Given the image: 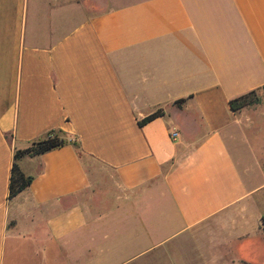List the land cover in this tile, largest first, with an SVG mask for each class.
Masks as SVG:
<instances>
[{
    "label": "crops",
    "instance_id": "1",
    "mask_svg": "<svg viewBox=\"0 0 264 264\" xmlns=\"http://www.w3.org/2000/svg\"><path fill=\"white\" fill-rule=\"evenodd\" d=\"M253 89L264 0H0V264L261 257L264 141L229 107ZM51 130L79 148L20 157L9 198L14 151Z\"/></svg>",
    "mask_w": 264,
    "mask_h": 264
},
{
    "label": "trees",
    "instance_id": "2",
    "mask_svg": "<svg viewBox=\"0 0 264 264\" xmlns=\"http://www.w3.org/2000/svg\"><path fill=\"white\" fill-rule=\"evenodd\" d=\"M257 90L253 89L238 96H235L229 100V107L233 111H237L242 107L250 105L252 102L257 100ZM184 99H179L177 102H181ZM163 112L161 109H157L154 112L146 115L138 121V124L142 126L148 121L161 115ZM67 143L73 144L77 149L79 143L76 140H68L63 135L61 130H51L43 138L32 141L27 147L16 149L13 153V161L11 165V174L9 182V194L8 197L12 198L24 188H26L32 180L31 175H25L19 169L17 160L24 155H37L49 151L54 148H58ZM264 224V216L262 217Z\"/></svg>",
    "mask_w": 264,
    "mask_h": 264
},
{
    "label": "rangeland",
    "instance_id": "3",
    "mask_svg": "<svg viewBox=\"0 0 264 264\" xmlns=\"http://www.w3.org/2000/svg\"><path fill=\"white\" fill-rule=\"evenodd\" d=\"M251 113L254 117V119L256 121L259 122L260 124V128L257 129V135H248L250 138L252 139H258V137L260 139H262L264 141V92L263 91H259L257 92V100L252 102L250 105H248ZM255 131V130H254ZM258 136V137H257ZM89 170L91 171V173L95 176L96 178V188H97V193L98 195H102V194H106L107 191L109 192L111 186L109 184H107L106 181H108L109 179H112L113 176H110L108 174H106V172L102 173L101 175H99L98 173H100L101 171H103L102 169L99 168V166L95 165V164H89ZM103 176V178H102ZM104 179V180H102ZM108 203L107 205L110 204L109 199L107 200ZM112 203H114V201H112ZM106 205V206H107ZM261 242L263 243L262 246H264V237L261 239ZM234 254H235V259H234V264H264V252L259 254L262 255L261 257L259 256L256 260H253V256L251 257H242V256H237L238 251H237V246L234 243ZM144 264V263H143Z\"/></svg>",
    "mask_w": 264,
    "mask_h": 264
},
{
    "label": "built area",
    "instance_id": "4",
    "mask_svg": "<svg viewBox=\"0 0 264 264\" xmlns=\"http://www.w3.org/2000/svg\"><path fill=\"white\" fill-rule=\"evenodd\" d=\"M170 135H171V137H173V138L177 137V135H178V131H177V129L173 128V129L170 131Z\"/></svg>",
    "mask_w": 264,
    "mask_h": 264
}]
</instances>
